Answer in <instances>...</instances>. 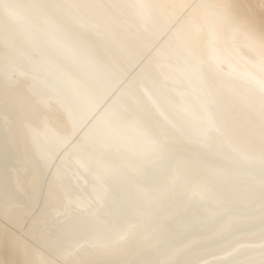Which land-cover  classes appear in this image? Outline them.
Segmentation results:
<instances>
[{"label": "bare ground", "instance_id": "6f19581e", "mask_svg": "<svg viewBox=\"0 0 264 264\" xmlns=\"http://www.w3.org/2000/svg\"><path fill=\"white\" fill-rule=\"evenodd\" d=\"M0 264H264V0H0Z\"/></svg>", "mask_w": 264, "mask_h": 264}]
</instances>
